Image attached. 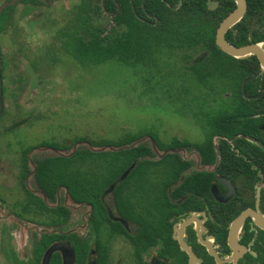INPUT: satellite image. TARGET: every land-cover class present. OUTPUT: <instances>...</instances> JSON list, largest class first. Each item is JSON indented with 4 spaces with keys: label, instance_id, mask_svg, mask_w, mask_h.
<instances>
[{
    "label": "flooded vegetation",
    "instance_id": "obj_1",
    "mask_svg": "<svg viewBox=\"0 0 264 264\" xmlns=\"http://www.w3.org/2000/svg\"><path fill=\"white\" fill-rule=\"evenodd\" d=\"M10 1L0 5L5 27ZM68 3L66 23L74 36L81 20L78 35L89 38L91 24L104 34L115 17L120 37L130 18L163 35L164 48L178 59L166 70L169 103L180 108L175 112L183 122L147 125L102 145L74 135L11 148L10 169L21 185L0 196V264H264V0ZM236 10L222 38L256 49L242 57L216 43L221 21ZM62 26L53 34L64 48ZM2 68L0 54L5 132L29 123L26 117L5 120L22 104ZM76 150L85 154L72 157ZM99 151L105 153H88ZM47 163L62 179L43 185Z\"/></svg>",
    "mask_w": 264,
    "mask_h": 264
},
{
    "label": "rangeland",
    "instance_id": "obj_2",
    "mask_svg": "<svg viewBox=\"0 0 264 264\" xmlns=\"http://www.w3.org/2000/svg\"><path fill=\"white\" fill-rule=\"evenodd\" d=\"M4 1L0 0V5ZM10 2L9 21L0 32L2 72L7 87L10 83L12 95L19 94L22 105L6 114L5 120L9 124L26 117L32 125L4 132L0 118L1 197L20 190V179L10 169L11 148L37 139L69 140L74 135L114 139L147 125L183 122L175 112L180 108L169 103L166 89L167 66L171 60L177 64L176 53L170 56L161 48L146 67L114 60L81 63L54 41L55 28L67 22L68 0L33 6ZM4 90L3 86L5 102Z\"/></svg>",
    "mask_w": 264,
    "mask_h": 264
},
{
    "label": "trees",
    "instance_id": "obj_3",
    "mask_svg": "<svg viewBox=\"0 0 264 264\" xmlns=\"http://www.w3.org/2000/svg\"><path fill=\"white\" fill-rule=\"evenodd\" d=\"M6 10L0 11V31L4 27V21L6 17ZM127 29L126 32L120 37L114 26L117 24V19H114V25L104 34H100L102 29L98 26L91 24V35L89 38H85L83 35L79 36L78 32L84 28V21L77 25L75 29L76 35L71 30V24L66 23L62 29H59V36L62 41L63 49L66 53L72 55L81 63L98 64L106 60H114L116 62L125 64L127 66L142 65L144 67L150 65L154 61V56L161 48L166 47L165 38L162 34L156 35L153 32H148L141 25V22L130 18L126 20ZM177 38V37H176ZM171 38L176 43H180V38ZM86 40V41H85ZM172 41V42H173ZM171 42V43H172ZM166 43V44H165ZM129 136L126 139L130 140ZM110 142L108 139L98 138L93 139L92 143ZM87 153V151H86ZM92 156H101L105 152H88ZM84 152L76 150L71 154L72 157H78ZM110 155L115 156L117 153L110 152ZM127 155H132V148L127 151ZM49 163L45 164L42 169L43 185L48 184L51 181H59L62 179V174L55 168H47ZM50 169V170H49ZM67 180L69 178L67 177ZM53 181V182H54ZM68 186V185H67Z\"/></svg>",
    "mask_w": 264,
    "mask_h": 264
},
{
    "label": "water",
    "instance_id": "obj_4",
    "mask_svg": "<svg viewBox=\"0 0 264 264\" xmlns=\"http://www.w3.org/2000/svg\"><path fill=\"white\" fill-rule=\"evenodd\" d=\"M239 11L240 10H236L232 12L231 14H229L227 17H225L221 21L219 28L217 30V35H216V43L218 44L219 48L225 53L231 56H234V57H242L248 53L256 52V49L253 46L248 45V46L234 47L226 43L222 38L223 29L238 18ZM259 59L262 60L263 58L259 56ZM52 248H55V247H51V250ZM65 258L67 259V255L65 256ZM71 260H72V257L69 263L71 262Z\"/></svg>",
    "mask_w": 264,
    "mask_h": 264
}]
</instances>
